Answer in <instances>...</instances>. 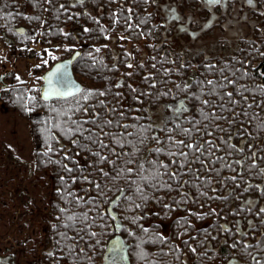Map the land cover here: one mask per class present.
Returning <instances> with one entry per match:
<instances>
[{"label":"snow or ice","instance_id":"obj_1","mask_svg":"<svg viewBox=\"0 0 264 264\" xmlns=\"http://www.w3.org/2000/svg\"><path fill=\"white\" fill-rule=\"evenodd\" d=\"M48 2L51 3L52 0H48ZM78 2L83 3L84 0H78ZM144 2L152 3L153 0H144ZM229 2L230 0H204V3L209 6H218ZM246 3L251 5L253 0H246ZM59 7L64 8L65 6L61 4ZM127 12L132 13V9H127ZM261 14L264 15V13ZM112 15L116 17L117 13L113 12ZM169 18L171 21H178L180 19L176 15L175 10L169 13ZM130 20V15L125 17V31L143 35L142 30L136 33L139 25H133L129 22ZM97 23L99 22L97 21ZM113 23H118V20H114ZM141 23H144V21H141ZM212 27L213 18H210L200 26L199 31L193 30L191 36L193 39H196L200 36L201 32L211 30ZM180 30L187 31L185 27H181ZM83 31L90 32V29L85 27ZM99 31L103 34L106 29L101 27ZM103 39L111 40L112 37L104 35ZM117 39L125 41L132 39V37L122 34ZM103 47L106 48L108 45L105 44ZM121 47H123V44H121ZM149 47L154 46L149 45ZM66 50L72 51L71 48ZM94 51L99 53L101 48L97 47ZM76 55H79V53H76ZM260 55L264 56V52L260 53ZM52 58L56 59V57ZM115 59L117 63H114L109 70H119L117 64L120 62V57H116ZM132 59L134 57L131 52L125 51L123 53L124 67L126 69L134 68L133 63L130 62ZM149 59L156 61V56H151ZM96 62L94 59L93 64L95 65ZM47 63L48 61L44 60V64L46 65ZM68 63L70 64L71 61H68ZM100 63L101 67H105L102 60ZM136 67L143 69L145 65L143 62H137ZM181 67L183 68L184 65H181ZM205 67L211 68L214 65H205ZM151 68L156 69V63H152ZM171 71L173 70L164 69L166 75ZM122 75L131 77L133 72L126 71ZM247 75H249L248 72H243L241 77L233 79L223 75V72H221L222 80L207 79L197 81V86L200 89L199 93L191 92L185 99H179L175 105H166L165 107L171 110L172 115L165 120L162 126H157L156 128L153 127L152 123L137 125L122 122L129 111V108L125 107L123 103L127 95H131L134 102L142 105L144 101L141 97L151 96L153 93L142 91L132 84L127 85L129 89L128 94L121 91L113 92V87L121 89L125 86L123 80L118 81L114 86L109 85L104 91L82 89L70 79L67 64L64 63L56 65L55 69L45 77L50 87L44 91V98L47 99L51 95L69 97L73 96L74 93L80 94L79 99L76 101L80 107L73 109V111H82L86 118L73 120L72 124L74 128L67 129V134L81 137L86 142L81 143L79 139L72 140V144L77 145L81 150H87L91 156L96 158L91 166H110L107 171L104 167H98V171L105 180H110L115 184L117 181L124 179L128 185L132 186V190L139 193L142 198H146L142 185L151 187L154 190L178 191L182 197H187L189 193L183 192L182 189L190 185V179H183V177L194 178L200 181V183L191 184V187L197 189L200 197H207L210 200H221L225 203L236 201L238 202L236 207H229L228 215L238 216L241 212L254 213L255 217L260 220V225L264 226V206L257 204L256 200L248 197L241 199V196L250 190H258L259 196L264 197V187L260 183L253 184L243 179L245 171L251 172L255 170L258 176H264V167H258L257 163L258 161L264 163V155H262L264 153V118L259 116V112H264V84L258 85L255 89L246 85L237 87L238 81ZM259 75L264 77V72L259 73ZM233 76H235V73H233ZM105 79L108 78L106 77ZM150 80L155 81V76L151 72L142 77V82L146 84ZM53 81H55V84H53ZM164 83H168V81L165 80ZM175 86L181 89L179 84ZM149 87L155 89L156 83L152 82L149 84ZM191 87L192 85L186 81L181 90L189 93ZM171 91L169 89L168 91L159 93V95L167 96ZM108 94L117 98L120 107L110 106L111 102H106L105 100H99L98 105H86V102L91 97H104ZM173 99L177 98L173 96ZM81 100L85 104H80ZM189 100L195 101L191 109L188 107ZM97 106L102 111L93 110L89 114L90 109H95ZM131 110L136 112L148 111L143 108H132ZM249 110H253L251 114ZM240 117H246L247 119L242 120ZM131 118L135 121H140L145 117L138 115ZM253 120L256 121V131L261 133V135L254 136L249 131L248 125L252 124ZM169 124H171V127H169ZM86 125L87 127H85ZM130 128L134 129V131H128ZM149 130L163 131L166 133V138L161 140L158 135L148 136L147 132ZM105 139L108 140V143H105ZM234 140L238 142L233 143ZM150 143H154L155 146L149 148L148 145ZM90 145L95 146L97 150L92 151ZM105 149L108 150V154H105ZM48 151H52L50 145ZM218 153H223V155H218ZM76 154L79 155L78 152ZM44 155H47V152ZM234 155L238 158L232 159ZM161 156L167 157V160L159 159ZM110 157L113 158L110 159ZM64 159H71V157L66 154ZM247 161H251V163H247ZM55 163H60V161H55ZM145 165L148 167H145ZM61 166L66 172L71 173L73 171L66 164ZM236 166L241 171H237ZM226 171L232 174L224 175L223 173ZM81 173L83 175V169H81ZM89 175L91 173L83 175V181L93 186L96 190V195L87 198L77 197V202H82L85 206L90 204L94 209H100L104 203H108L110 207L107 209V213L98 212L99 219L103 221L105 215L110 214L113 221L117 220L116 215L112 213V208L118 205L121 198H125L124 190L117 189L119 195L115 199L101 200L99 198L106 195V192L112 189L107 185L102 186L100 180H89ZM129 177H132V179H128ZM214 180L221 188L226 189L224 194L208 196L206 191H200L202 187H207L212 193L218 192L220 189L213 185ZM60 181H64L63 176L60 177ZM75 182L76 178H73V183ZM229 182L232 184L231 188L227 187ZM241 182L246 185L243 189L240 187ZM57 191L59 192V189ZM85 191L91 192L92 189H86ZM237 191H239V195ZM165 207H168V205H165ZM63 211L64 209H61V212ZM211 214L220 215L215 208L211 209ZM204 215H208V213ZM221 218L227 220L228 216ZM67 219L73 222L79 219L82 226L78 229V234L83 233L80 239L84 240L93 250L98 247L104 250L105 245L102 244L101 239L98 237L103 236L105 233L103 231L92 230L94 226L101 230L106 228L105 223H96L97 216H89L88 212H84L79 216H69ZM230 223L234 224V231L228 227V224H219L216 227L222 232L239 235L240 237L247 236L249 234L248 230L255 231L257 229V224L252 219H248L246 224L240 219L230 221ZM67 226L65 225V227ZM121 227V224L116 223L114 230L119 231ZM208 235L210 236L211 233H208ZM261 235H264V233H261ZM211 239L216 240V237L212 236ZM89 241H92V243H89ZM184 243L188 244L187 241H184ZM221 244H227V240L221 241ZM239 244L240 241L236 240L229 247L236 249ZM261 245H264V240H258L255 244L244 243L240 250L250 257L251 264H264V257L248 252V249L252 247L264 251ZM123 246L124 242L118 237L112 239L106 245L107 253L111 254V256L106 254L103 256V259L109 261V264H115L117 260H122L123 256L121 253L123 252ZM175 247L179 248L178 245ZM189 247L193 253L196 252L195 247H191V245ZM83 250V248L80 249L81 252ZM45 256L53 258L55 264H59V260L62 259V257L56 256L55 252L51 250L45 252ZM224 259L227 260V264H237L236 260L227 256ZM0 264H8V261L0 258Z\"/></svg>","mask_w":264,"mask_h":264},{"label":"flooded vegetation","instance_id":"obj_2","mask_svg":"<svg viewBox=\"0 0 264 264\" xmlns=\"http://www.w3.org/2000/svg\"><path fill=\"white\" fill-rule=\"evenodd\" d=\"M65 4L76 16H89L92 14V19L95 20L97 26H105L103 18H100L101 8L92 6L90 0H84L83 3H79L78 0H66ZM143 4H147L144 5V15L151 17L141 18L144 21L143 24H145L144 32L149 33V42L146 39H144L145 41L141 40V37L134 38L131 31H125V27L121 29V21H118V23L110 22L107 27V35L112 37L111 40H108L107 49L112 57L111 62L108 63L109 74L116 76L117 82L127 79L130 83L132 82L133 86L138 87L141 85L143 91L153 93L151 96L141 97L146 103L131 107L143 108L148 111L136 112L129 110L126 113L128 117L126 123L137 125L152 123L154 128L162 126L165 120L172 115L171 110L165 107L166 105H175L179 99H185L191 92L199 93L200 89L197 86V81L222 80L221 72L233 79L241 77L243 72H248L249 75L243 76L238 81L237 87L246 85L255 89L258 85L264 84V77L259 75V73L264 72V56L260 55L264 52V15L261 14L264 13V0H253L251 5L247 4L246 0H230L229 3L218 6H209L204 3V0H192L190 4H186L185 0H153L152 3L144 2ZM172 10H175L176 15L180 17L178 21L170 20L169 13ZM210 18H213L211 30L201 32L198 38L193 39L191 32L193 30L199 31L200 26ZM181 27H185L187 31H181ZM122 34L131 36L132 39L119 41L117 38ZM78 37L79 48L77 50L82 51L84 47L87 48V46H84L86 41L84 37L80 35ZM121 44H123V47H121ZM149 45L154 47H149ZM125 51L131 52L134 57L130 60L134 65L133 69H126L124 64L121 63L122 54ZM165 55H168L171 60L170 63L164 62ZM151 56H156V61L150 60L149 57ZM116 57H120V62L117 64L119 70H109L114 63H117ZM177 59L180 61L175 62L174 60ZM184 60H187V62H184ZM137 62H143L145 67L143 69L137 68ZM152 63H156V69L151 68ZM181 65H184V67L182 68ZM205 65H214V67L209 68ZM165 68L173 71L166 75L164 73ZM126 71H132L133 75L131 77L123 76L122 73ZM149 72L153 73L155 81L150 80L146 84L142 82V77ZM233 73H235V76H233ZM1 77L0 91L6 86L3 80L4 74L0 75ZM165 78L170 79V85L172 86L179 84L182 85V89L187 81L192 87L189 93L182 90L175 92L173 87V95H170L168 101H165L164 95H159V93L164 92ZM136 80H140V83L135 82ZM152 82L156 83L155 89L149 87ZM173 96L177 99H173ZM194 103L195 101L189 100L188 107L191 109ZM249 111L251 114L253 110ZM138 115H143L145 118L140 121L131 118ZM259 116L264 118V112H259ZM240 119L246 120L247 118L240 117ZM255 124L256 121L253 120L252 124L248 125L249 131L254 136L261 135L256 131ZM169 127H171V124H169ZM129 131H134V129L130 128ZM148 133L149 136L158 135L161 140L166 138V133L163 131L149 130ZM237 142L236 140L233 141V143ZM154 146V143L148 145L149 148ZM218 155H223V153H218ZM236 158L238 157L235 155L232 157V159ZM159 159L166 161L167 157L161 156ZM247 163H251V161H247ZM257 163L258 167H264V163L259 161ZM236 167L237 171H241L238 166ZM223 174L231 175L232 173L226 171ZM165 179L167 178L165 177ZM183 179H190V185L182 189L183 192L189 193L187 197H182L178 191L154 190L151 187L143 186L146 198L140 197L142 202L138 223L135 222L134 217L133 193L124 191L125 198H121L116 207L125 199L132 217L130 221L123 225L116 207H113V210L117 213L118 220L116 222L111 219L110 214H106L109 217L108 221L111 222L109 224L111 235L108 239H105V247L116 235L121 237L127 247L129 261L117 260L115 264H132L138 259H140L141 264H145L147 262L146 256L148 258L149 255L155 261V264H227V260L224 259L226 256L236 260L237 264H251L250 257L242 253L240 249L244 243L255 244L258 240H264V235H261V233H264V226L260 225V220L255 217L254 213L248 212H241L238 216L228 215L229 207H236L238 202L229 201L225 203L221 200L200 197L197 189L191 187V184H199L200 181L189 177H183ZM243 179L253 184L260 183L264 187V176H258L255 170L245 171ZM213 185L220 190L212 193L209 188L202 187L200 191H206L208 196L225 193L226 189L216 184L215 180ZM245 186L241 182V189ZM227 187H232L231 182L228 183ZM237 194L239 195V191H237ZM117 195L109 200L114 199ZM129 197L130 199H128ZM245 197L254 199L257 204L264 206V197L259 196L258 190H250L248 193H244L241 199ZM177 201L182 202L178 203ZM165 205H168V207H165ZM108 207L109 204L107 203L103 207V212L107 213ZM212 208H215L220 215H212ZM205 213H208V215H204ZM223 216H228V219H222ZM236 219L242 220L245 224L248 219H252L257 224V229L255 231L248 230L249 234L247 236L240 237L239 235L222 232L216 227L219 224H228V227L234 231V224L230 221ZM116 223L122 225L119 233L114 230ZM123 228L126 231L125 236L122 234ZM208 233H211V235L209 236ZM212 236H215L216 240H212ZM223 240H227V244H221ZM236 240L240 241L237 248L229 247ZM136 241L143 244L142 250L151 246L149 249L151 253L148 254V250L144 254L135 253L136 251L132 248ZM184 241H187L188 244H185ZM25 242V240H17L16 244L12 242L0 246V258L6 259L8 264H21L18 257L21 254V246L22 244L24 246ZM0 244L3 245L4 243L2 244V241H0ZM177 245L179 246L178 249L175 247ZM189 245L196 248L195 253L190 250ZM261 248L264 249V245H261ZM34 250L31 247L29 251L34 252ZM45 252L47 251L38 252V256L35 255L34 259L26 264H48ZM248 252L264 257V251L255 247L248 249ZM134 253L135 256H133ZM131 254L132 259L130 258ZM98 263L101 264L102 261H98Z\"/></svg>","mask_w":264,"mask_h":264},{"label":"trees","instance_id":"obj_3","mask_svg":"<svg viewBox=\"0 0 264 264\" xmlns=\"http://www.w3.org/2000/svg\"><path fill=\"white\" fill-rule=\"evenodd\" d=\"M65 1L66 0H52V2L49 3L48 0H0V42H3V44L7 42L8 44L5 46L13 48L15 53H19L22 60L31 57L30 52L37 53L36 56H33L35 62L33 74L41 75L57 62L56 60H51L46 67L44 64L40 63L47 58L49 54L48 49H52L51 44L59 43L60 45H65L59 48L60 59H63L70 56L79 48L78 35H80L85 38L86 43L84 46H87V48L81 51L80 57L73 63L75 78L83 85V89L85 90L104 91L109 85L114 86L115 83H117V77L109 74L108 63L111 62L112 57L109 50H107L108 47H103L105 44L108 45V40L103 39V36L107 35V27L110 22L114 20L121 21L120 27L123 29L125 27V17L130 15L131 20L129 22L133 25H139L136 29V33H139L141 30L143 31V35H137L133 32H131V35L134 38L141 37V40L146 39L149 42V33L147 31L144 32L145 24L141 23V21H143L141 18H151L150 16L144 15V5L147 4H143V0H90L92 6L101 8L100 18H103V22L105 23L103 27L96 25L95 20L92 19V14L89 16H76L75 13H72L68 9ZM191 2L192 0H185L186 4H190ZM61 4L65 7L60 8L59 6ZM129 7L132 9V13L127 12ZM113 12L117 13L116 17H113ZM69 17H71V19H69ZM85 27L90 29V32H84L83 29ZM101 27L106 29L103 34L99 31ZM146 30L148 29L146 28ZM31 45L37 46L38 48L33 50ZM97 47L101 48L99 53L94 51ZM68 48H71L72 51H67L66 49ZM137 58H139V56H137ZM94 59L97 61L95 65L93 64ZM101 60L105 67H101ZM174 61L179 62L180 60L177 59ZM164 62H171L168 55H165ZM184 62H187V60H184ZM121 63L124 64L123 59ZM106 77L108 79H105ZM3 80L6 86L0 91V103L6 109L16 111L22 118L30 119L31 135L37 151L35 159L37 170L48 169L53 163L51 175V183L53 182V193L55 195L53 208L58 212H61V209L66 210V212H64L69 214L68 216H79L82 214L83 210L80 207L85 205L83 203H78L77 197H81V194L84 195V198L91 196V193H93L92 196L96 195V190L93 186L83 181V175L91 173V175H89V180H100L102 186L107 185L112 189L111 191H107L106 195L99 199L105 201L109 200L119 193L117 189H123L126 193L132 192L133 196L137 195V197H139V200L134 205L135 222L138 223L140 204L142 202L140 199L141 195L132 190V186L128 185L124 179L117 181L115 184L105 180L98 171V167H104L107 171L110 166H91L96 158L91 156L87 150H81L77 145L72 144V140L74 139H79L81 143L86 142L83 141L81 137L67 134V129L74 128L72 124L73 120L86 118L82 111H73V109L80 107V105L76 103L80 94L63 100L55 99L43 101L40 99L38 87L27 86L21 82H17L14 72L5 73ZM165 80H167L168 83H164V92L169 89L172 90L169 95L164 96V100L168 101L170 95H173V87L175 88V92L181 89L176 88L175 85H170L171 81L169 78H165ZM124 82L125 86L123 88L116 89L113 87L112 91H121L128 94L129 89L127 85L132 82L130 83L127 79ZM135 82L140 83V80H136ZM180 86L182 87V85ZM138 88L142 90L141 85H139ZM99 100L111 102L110 106L114 105L120 107L117 98L111 94L104 97H91L86 102V105H98ZM123 103L129 110H131L133 106L140 105L132 100L131 95H127ZM80 104H85V102L81 100ZM93 110L102 111L101 108L97 106L95 109H90L89 114H91ZM127 118L126 116L122 122L126 123ZM85 127H87V125ZM147 135L149 136L148 132ZM105 143H108L107 139H105ZM49 145L52 151H48ZM90 147H92V151L97 150L95 146L90 145ZM45 152H47V155H44ZM77 152L79 155L76 154ZM104 152L108 154L107 149H105ZM66 154L71 157V159H64ZM111 158L113 157H110V159ZM55 161H60V163H55ZM63 164L72 168L73 171L71 173L66 172L61 166ZM145 167L148 166L145 165ZM81 169H83V175ZM61 176L64 177L63 182L60 181ZM73 178H76L75 183H73ZM128 179H132V177ZM57 189H59V192ZM86 189H92V191H85ZM75 190H77L78 193L74 192ZM62 198L64 202L66 201L65 203L62 202ZM70 201L74 207L72 213L70 206H68ZM106 205L107 203H104L102 208L97 209V211L103 212V207ZM126 211H128V206ZM119 212L121 214L122 211ZM61 214H63V212H61ZM60 219V216H57L54 220L47 221L48 226L45 232L47 238L44 242L46 246L50 247L51 251L55 252L56 256L62 257V259L59 260V264H99L98 261H102L103 250H101L100 247L93 250L84 240L80 239V236L83 235V233L78 234V229L82 226L81 221L79 219L75 222L69 220L68 223L65 224L64 222H59L62 221ZM128 219L127 216L125 222H122L123 225L128 222ZM105 223H107L108 226L103 230L100 229V231H103L105 234L99 238L103 245L105 244V239H108L111 235L109 233L110 222L108 219ZM53 225H55V227H53ZM65 225L68 226L65 227ZM125 233L126 231L123 228V236H125ZM138 242L139 241H136L132 248L136 251L135 253L144 254L147 250L148 254L151 253V251H149L151 246L145 250H142V246H139L138 249V246H136ZM89 243H92V241H89ZM81 248L84 249L82 252L80 251ZM135 253L133 256H135ZM130 258L132 259V254ZM46 261L48 264H55V261L51 257H47ZM134 262L135 263L132 262V264H141L140 259ZM146 264H155V261L150 260V262Z\"/></svg>","mask_w":264,"mask_h":264},{"label":"rangeland","instance_id":"obj_4","mask_svg":"<svg viewBox=\"0 0 264 264\" xmlns=\"http://www.w3.org/2000/svg\"><path fill=\"white\" fill-rule=\"evenodd\" d=\"M6 44L8 43L4 42L3 44V42H0V75L14 72L16 78L19 77L17 82L38 87L40 75L33 74L35 68L33 56H36L37 53L30 52L31 57L22 60L19 53H15L13 48L6 47ZM31 46L33 50L38 48L34 45ZM62 46L65 45L52 43V49H48L49 54L44 59L48 63L45 65L44 60L40 63L46 67L51 60H60L59 48H62ZM52 57H56V59ZM36 153L31 135L30 119L22 118L16 111L6 109L0 103V241H2V244L4 243L0 246L12 242L16 244L17 240H25V245L22 244L21 254L18 257L21 264H26L34 259L35 255L38 256V252L51 250L50 247L44 244L47 238L45 232L48 220H54L55 217L60 216L62 221L59 222L66 224L69 221L67 219L69 214L65 213L66 210L61 214L60 211L58 212L53 208L55 195L53 193V182L51 183L52 179H50L53 163L50 168L38 171L35 160ZM74 192L78 193L77 190ZM92 195L93 193H91ZM83 196L81 194V197ZM138 200L139 197L134 195L132 198L133 204L135 205ZM62 202H64V199ZM68 204L72 213L74 207L71 201ZM80 208L83 213L88 212L89 216H97V224L105 223L109 218L106 215L107 218L105 217L101 221L97 215V209L92 208L90 204ZM125 209L127 210V201L123 199L117 210L118 212L122 211L121 214L119 212L122 222H125L127 216L129 222L132 217ZM105 224L108 226L107 223ZM92 229L98 231L95 226ZM136 246L139 249V246L141 247L143 244L138 242ZM31 247L35 249L34 252L29 251ZM147 259L146 263L152 260L151 257Z\"/></svg>","mask_w":264,"mask_h":264},{"label":"water","instance_id":"obj_5","mask_svg":"<svg viewBox=\"0 0 264 264\" xmlns=\"http://www.w3.org/2000/svg\"><path fill=\"white\" fill-rule=\"evenodd\" d=\"M83 49H85V47L83 48ZM76 53H79V55H76ZM80 55H81V50H75L70 56H68V57H66V58H63V59H61V60H59V61H57V62H55L48 70H46L45 72H43L42 74H41V76H40V84H39V86H38V92H39V96H40V99L41 100H43V101H50V100H55V99H68V98H70V97H73V96H76V95H78V94H75L74 93V95L73 96H69V97H59V96H56V95H51V96H49L47 99H45L44 98V91L45 90H47L50 86H49V84H48V81L45 79V77H47L48 76V74L50 73V72H52L54 69H55V67H56V65H58V64H62V63H64V64H67V71H68V74H69V77H70V79L76 84V85H78L80 88H82L83 89V85L75 78V76H74V72H73V63L80 57ZM73 57H75V59H73ZM68 61H71V63L69 64L68 63ZM0 81H2V77L0 78ZM53 84H55V81H53ZM74 91V90H73ZM119 195V194H118ZM117 195V196H118ZM115 199V198H114ZM109 207H110V205H109ZM108 207V208H109ZM112 213H114L115 215H116V217H117V213L113 210V208H112ZM111 216V215H110ZM117 220H118V218H117ZM117 220H115V222L117 221ZM117 233H119V231H116ZM119 238L120 240H122L121 239V237L119 236V235H116V237H114L113 239H116V238ZM112 240V239H111ZM110 240V241H111ZM109 241V242H110ZM123 241V240H122ZM108 242V243H109ZM107 243V244H108ZM106 254H108L109 256H111V254H109V253H107V250H106V247H105V250H104V254H103V256L104 255H106ZM121 255L123 256V260H125V261H129L128 260V253H127V247L124 245L123 246V252L121 253ZM103 256H102V263L101 264H109V261H105L104 259H103Z\"/></svg>","mask_w":264,"mask_h":264},{"label":"crops","instance_id":"obj_6","mask_svg":"<svg viewBox=\"0 0 264 264\" xmlns=\"http://www.w3.org/2000/svg\"><path fill=\"white\" fill-rule=\"evenodd\" d=\"M2 206H4V205H2Z\"/></svg>","mask_w":264,"mask_h":264}]
</instances>
